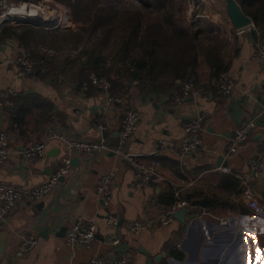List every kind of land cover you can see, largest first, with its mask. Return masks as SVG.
Instances as JSON below:
<instances>
[{
    "label": "crops",
    "instance_id": "obj_1",
    "mask_svg": "<svg viewBox=\"0 0 264 264\" xmlns=\"http://www.w3.org/2000/svg\"><path fill=\"white\" fill-rule=\"evenodd\" d=\"M195 1L199 13L205 15L193 18L188 8L186 26L205 31L219 43L225 62L230 64L228 73L236 83L231 96L219 92L203 57L194 78L200 93L195 98L186 97L181 104L174 98L184 95L182 86L162 95H145L132 87L114 97L109 91L80 86L70 74L58 82L44 81L35 73L23 74L15 62L22 45L0 36V91L12 89L16 93L13 107L0 108V132L14 129L19 108L26 111L24 122L19 124V139L12 145L7 164L0 168V184L30 190L47 182L66 155L62 141L55 136L58 134L103 139L111 149L102 155L73 156L78 164H71L41 202L20 205L0 219V234H7L0 264H87L100 255H129L131 264H264V220L255 217L248 205L250 198L264 205V174L255 176L250 167L252 161L264 163V61L255 58L258 46L264 48V31H258L254 23L242 31L235 29L224 0ZM253 28L258 40L250 33ZM39 48L64 59L60 52ZM129 108L140 112L141 121L135 137L121 141V124ZM196 115L204 118L203 146L183 156L179 142L186 124ZM251 119H258L257 129L239 153L227 158L235 130ZM31 139L46 142L45 158L27 159L25 151ZM160 142L165 145L158 147ZM116 149L146 160L158 158L167 183L136 187L134 171ZM220 166L228 167L231 173L219 170ZM111 171L117 177L111 202L105 207L97 187L101 177ZM172 189L189 204L182 207L188 209L186 221L152 224L134 234L131 224L154 221L168 207L166 196ZM206 198L215 199L214 207L195 206ZM110 214L117 217V226L108 224ZM83 219L96 220L97 239L91 247L71 248L66 244L68 230ZM222 220L229 224H222ZM29 236H36L38 245L25 253L21 244ZM114 238L121 240L117 247ZM172 247L182 259L170 254Z\"/></svg>",
    "mask_w": 264,
    "mask_h": 264
},
{
    "label": "trees",
    "instance_id": "obj_2",
    "mask_svg": "<svg viewBox=\"0 0 264 264\" xmlns=\"http://www.w3.org/2000/svg\"><path fill=\"white\" fill-rule=\"evenodd\" d=\"M52 1L66 9L67 18L73 25L65 39L70 40L78 52L75 57L69 55L61 61L58 55L40 50L39 47L45 46L59 52L60 48L55 44L58 40L62 42V32L48 39L49 35L33 27L8 26L1 33L2 38L16 39L24 50L33 53L39 63L35 74L41 80L58 82L70 74L83 86L91 83L90 77L96 75L108 79L109 92L114 97L122 96L132 87H138L145 95H162L170 94L185 81L196 84L194 78L201 57L214 79L230 69L214 37L183 24L182 0H131L136 3L130 0ZM237 1L253 20L255 28L264 31V0ZM93 89L90 85L88 90ZM25 113L19 108L14 123L18 128L25 120ZM179 198L172 189L166 196L167 206L178 202ZM184 200L192 203L189 198ZM197 205L212 208L215 199L206 198ZM170 249L172 256L182 259L177 248Z\"/></svg>",
    "mask_w": 264,
    "mask_h": 264
},
{
    "label": "built area",
    "instance_id": "obj_3",
    "mask_svg": "<svg viewBox=\"0 0 264 264\" xmlns=\"http://www.w3.org/2000/svg\"><path fill=\"white\" fill-rule=\"evenodd\" d=\"M0 36L5 26L14 27L29 26L43 30H57L62 32L67 25V13L56 3L50 0L36 1H21L18 5H12L7 0H0ZM36 22H41L37 24ZM242 31V30H240ZM255 58L264 61V48L258 46L255 53ZM16 64L22 69L24 75H31L37 71L39 66L38 61L34 58L30 50H22L15 60ZM91 83H85L84 88L90 85L101 92H108L111 84L108 79L92 75ZM217 89L224 96H231L235 89L236 83L234 78L228 72L222 73L219 78L215 79ZM182 86L184 91L183 96H175L174 101L181 104L186 97H197L200 93L199 88L193 81H185ZM16 93L12 89L0 91V108L9 109L13 107V99ZM119 98L117 97L116 100ZM264 113V102L262 103ZM141 121V114L135 108H129L122 120L119 137L121 141L135 137ZM204 118L201 115H196L185 126V133L182 140L179 142V149L183 156L191 155L199 151L203 146ZM258 119H251L243 122L235 130L227 147V158L239 153L251 138L253 132L257 129ZM60 139L65 147L66 155L61 162L56 164L55 172L50 176L47 182L36 186L30 190H21L10 184H0V219H4L16 207L23 204H37L50 193L58 184L60 179L68 172L72 164L73 156L84 154L102 155L111 151L107 142L101 140H88L84 138H76L66 134L55 135ZM19 139L18 126L14 129L0 132V168L5 166L10 158L12 145ZM164 142L158 143V147L164 146ZM47 153V145L44 140L31 139L27 143L25 155L30 161H37L45 158ZM116 153L122 154L129 167L135 173L134 185L138 188H147L153 185L166 184L168 179L163 173V168L160 160L156 157L149 160L139 158L135 155L124 154L121 149H116ZM255 176L261 177L264 174V163L261 161H252L250 164ZM221 171L231 173L228 167L220 166ZM115 171L104 174L97 187V193L103 206L108 207L111 198L112 190L116 181ZM179 198V194H177ZM254 216L264 220V205L254 198L249 199L248 203ZM189 204L182 201L161 210L154 221L146 222L143 220L134 221L131 224V231L134 234H140L142 231L150 228L152 224L170 225L176 221V213L182 207H188ZM108 224L117 226L118 219L114 215H109L107 218ZM222 224L228 225L229 221L222 220ZM97 222L94 219H83L73 224L68 230L66 236V244L71 248L76 247H91L97 239ZM121 240L113 239V245L119 246ZM38 245L36 236H29L23 239L21 248L25 253H29ZM87 264H131L129 255L120 258H110L105 255L93 257Z\"/></svg>",
    "mask_w": 264,
    "mask_h": 264
},
{
    "label": "rangeland",
    "instance_id": "obj_4",
    "mask_svg": "<svg viewBox=\"0 0 264 264\" xmlns=\"http://www.w3.org/2000/svg\"><path fill=\"white\" fill-rule=\"evenodd\" d=\"M31 1H36V2H39V1H42V0H31ZM52 1V0H50ZM112 2H115V0H111ZM7 2L9 4H12V5H18L20 2L16 1V0H7ZM54 2V1H52ZM124 3L125 2H129V1H123ZM130 2H134V1H131ZM129 2V3H130ZM56 3V2H54ZM136 3V2H134ZM182 3H183V6H184V11H183V24L186 26V23H185V14H186V11L189 10L194 13L193 14V18H196L197 19V16H200L201 14L202 15H205L203 12L202 13H199L200 9L198 10L197 9V5H196V1L195 0H182ZM57 4V3H56ZM59 7H61L62 9H64L66 11V9L63 7V6H60L59 4H57ZM202 18V17H200ZM199 19V18H198ZM10 25H7L5 27H8ZM14 27V26H12ZM19 27H29V26H19ZM73 25L71 24V22L68 20L67 18V25L65 27V29L62 31V36H60V40H62V42H60L58 40V43L55 44V46H57L58 48H60V56L61 58H66L67 56L69 55H72V57H75L77 55V51L73 49V45H71V41L70 40H67L66 39L69 37V36H66V33H68L71 29H72ZM187 27V26H186ZM34 28V27H33ZM38 29V28H36ZM38 30H41L42 32H45L46 35H49V38L48 39H51L53 37V35H60V31H57V30H43V29H38ZM47 32V33H46ZM65 36L67 37L65 39ZM184 82L181 83V85H183Z\"/></svg>",
    "mask_w": 264,
    "mask_h": 264
},
{
    "label": "water",
    "instance_id": "obj_5",
    "mask_svg": "<svg viewBox=\"0 0 264 264\" xmlns=\"http://www.w3.org/2000/svg\"><path fill=\"white\" fill-rule=\"evenodd\" d=\"M224 1L226 3L228 15L235 29L240 30V29H244V28H247L253 25V20L243 12L237 0H224ZM1 4L2 3H0V5ZM250 33L255 40H258L257 31L255 28L251 29ZM72 164L74 165L78 164V159L74 158L72 160ZM187 212H188L187 208L181 209L180 211L176 213L175 215L176 219L184 223L186 221ZM64 231L65 229L62 230V234H64ZM6 239H7L6 233L0 234V252L1 253L3 252L2 248L5 245Z\"/></svg>",
    "mask_w": 264,
    "mask_h": 264
}]
</instances>
